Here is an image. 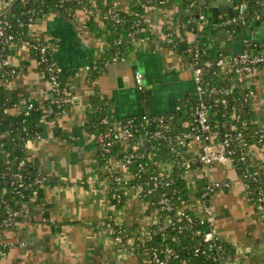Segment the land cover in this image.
<instances>
[{
  "label": "crops",
  "instance_id": "1",
  "mask_svg": "<svg viewBox=\"0 0 264 264\" xmlns=\"http://www.w3.org/2000/svg\"><path fill=\"white\" fill-rule=\"evenodd\" d=\"M224 4L230 3L213 0L211 7ZM242 6L246 7L245 4L234 7L237 20L244 18ZM122 8L127 10L125 3ZM104 15L98 13L97 25L106 30L102 24ZM190 16L183 0H175L163 9L148 8L151 43L135 45L128 58L111 64L96 81H91L90 73L104 44L88 30L89 15L78 11L69 19L54 13L37 20L29 35L32 40L47 44L55 67L67 71L66 88L72 103L60 118L40 122V138L27 142L28 160L48 180L40 197L33 196L27 203L25 216L16 227L1 234L0 241L8 250L1 264H140L143 256L139 237L149 227L151 212L139 202L136 190L130 188L115 223L134 238L135 247L117 243L109 233L111 184L105 166L99 165L100 149L88 132L87 113L91 97L97 93L110 99L118 123L133 117L170 114L178 102L189 99L195 92V82L186 50L195 44L196 34L192 30L182 32L180 23ZM224 16L229 18L227 12L219 15ZM259 19V24L244 35L248 41L253 40L254 46H264V0ZM169 30L177 32L175 44L169 39ZM214 33L215 29L208 26L204 37L208 49L228 47L220 39L222 33L216 38ZM10 50L3 56L0 45V65L6 61L8 69L15 73L6 83L0 80V88L15 97L18 102L15 107L26 111L30 104L53 99L52 87L29 47L22 45ZM136 71L143 75L144 91L137 87ZM241 86L244 90L254 89L252 110L258 128L264 127V66L258 67ZM12 113L17 110L13 108ZM184 151L197 157L198 148L193 143ZM245 152L248 163L264 184V147L255 144ZM239 178L237 166L229 161H216L206 168L197 162L192 173V180L197 183L201 180L231 183L229 189L211 198L212 230L230 248L223 255L225 263L264 264V215Z\"/></svg>",
  "mask_w": 264,
  "mask_h": 264
},
{
  "label": "trees",
  "instance_id": "2",
  "mask_svg": "<svg viewBox=\"0 0 264 264\" xmlns=\"http://www.w3.org/2000/svg\"><path fill=\"white\" fill-rule=\"evenodd\" d=\"M116 1L125 3L127 10H120L117 12L116 17L112 16L113 5ZM213 0H183L185 8L191 12V16L181 22V30H192L196 34V47L200 50V56L196 60L199 64L203 65L207 62H216L219 55H232L230 44L238 41L241 36H244L250 29L257 26L260 22L259 15L263 0H228V2L235 8L241 5H246V11L249 15L247 19H229L226 16L218 17L217 23L215 18L210 12L211 3ZM175 0H30L29 2H21L17 0L12 4L8 19L11 22L13 29L11 33L14 36V44L17 47H21L25 43L31 45L30 51L33 58L36 61H41V54L39 47L47 45L43 42L33 41L29 35L30 24H36L37 20L43 18L49 14H62L67 18H73L78 11L87 10L90 12L89 19L87 21V28L93 32L97 37L103 41V50L101 52L100 59L96 62L94 67V73L91 71V81H96L100 74L107 71L108 67L114 63V59L117 57L118 61H123L129 56V51H132L136 41H145L146 43L152 41V31L149 24L145 22L147 18V10L152 6L158 7V9L166 8L172 5ZM193 4V6H192ZM103 12L105 15L102 19V24L106 26L104 30L101 26L97 25V15ZM71 16V17H70ZM117 19L120 22H117ZM228 20L229 23L227 22ZM127 24V27H126ZM208 26L215 29L213 35L214 38L218 37L220 33L226 31L229 35L228 47L217 46L215 50H209L207 45V38L205 35L208 33ZM102 28V29H101ZM169 39L172 44L176 43L178 37L177 32L169 30ZM128 39L131 40L128 43ZM207 45V46H206ZM191 47L187 48V60L192 61L193 50L190 51ZM11 50L5 48L2 55L6 56ZM248 51L253 54L264 53V46L257 45L248 46ZM194 57V56H193ZM47 61L40 64V70L47 81H51L52 76H56L61 87V97L54 95L53 99L42 103L34 104L32 111H19L17 113H7L6 110L15 108L18 104L15 97L8 93L5 88H0V174L7 173L8 176L3 178L0 175V192L6 189L5 197L9 200L10 205L14 208H21L24 203H28L36 192L40 197L42 187L35 186L33 188L24 190L21 195L13 193L11 187L10 175L16 173H22L27 177V180H33L39 171L35 164L31 160H28L25 143L28 140L36 139L37 135L40 134V122L55 120L56 112H66L71 103H63L58 105L59 99L71 98L67 91L66 83L68 80L67 71L56 69L53 63L52 52H47ZM2 59V58H1ZM2 61V60H1ZM5 76L7 79L11 77V71L8 67H4ZM206 84L209 87L218 88H231L236 86V76L234 74L226 73L221 68H211L207 70L205 75ZM241 85V84H240ZM234 88L231 89L229 97H226L228 102V108H224L222 105H214V98L208 99L209 105L212 106L213 111L225 115L226 117L231 115V112L236 110L245 122V127L240 128L244 134V145L236 137L233 145L236 154H245L246 147L257 144L258 125L252 110V99L246 100L245 95L239 90ZM196 104V95L193 94L186 101H180L177 103L176 108L172 113L167 114L174 117L173 120V132L172 134L184 133L188 131V127L185 125L192 121V107ZM53 110V114L46 115L45 110ZM225 113V114H224ZM152 118V117H151ZM150 120V119H149ZM107 121V123H104ZM154 120L146 121L143 119H136L135 135L132 139L131 145L128 149H124L118 142L117 134L113 133L111 141L113 145L110 153L104 152V145L98 143L99 146V165L105 166L109 159L112 157L117 159H124L130 153L134 152L135 148L139 150L149 146L150 131H154L156 123ZM128 120L122 122V126L128 125ZM146 124V128H141L142 123ZM223 123L229 124L228 121ZM240 125L239 123H237ZM115 119L113 115L112 103L109 98L100 95L99 93L91 97L90 109L87 113L86 126L90 135L95 138L98 142V136L102 133L110 131L114 128ZM227 128H219L221 135H224ZM154 153V152H153ZM172 153L169 149V145L163 144L160 146V150L149 159V156L144 159L136 158L131 165V173L135 175L132 184H142L145 187L144 198L150 202L149 212L158 208V200L162 192L166 191L169 195L171 203L174 209L172 211H162V219L167 216L176 218L177 211L179 209L188 210V205L191 202L190 194L191 189L181 179V171L176 168L174 173L169 177L172 179L171 186L168 189H161L154 193H148L150 178L153 175L158 174V169L155 166L156 162L154 158L170 159ZM239 155L235 156V160H238ZM25 163L22 165V163ZM144 166L147 173L143 174L141 178H137L140 173L139 166ZM238 168L239 180L244 179L245 173L248 171L252 175L259 177L256 169L250 166L249 163L236 162ZM47 178V177H46ZM48 180V178H47ZM248 192L251 198L256 201L259 199L260 192L264 193V185L261 180L249 181ZM207 180H201L197 183V193L195 196L200 198L203 194L204 188L207 186ZM112 186L115 185L113 184ZM206 201H210L211 198H204ZM127 197L119 208L125 206ZM25 216V212H22L21 217ZM208 230L207 225H201L198 222L193 225L187 226L181 233L179 231L167 230L164 237L154 236L152 241L142 246L140 251H144L152 247H161V251L170 249L173 255L166 256L164 253L161 254L162 258L166 259L164 264H219V261H215L213 257H206L203 254H196L195 250L200 247L203 241L204 233ZM222 246V250L218 254L229 252L230 248L223 242L219 243ZM217 254V253H216Z\"/></svg>",
  "mask_w": 264,
  "mask_h": 264
},
{
  "label": "built area",
  "instance_id": "3",
  "mask_svg": "<svg viewBox=\"0 0 264 264\" xmlns=\"http://www.w3.org/2000/svg\"><path fill=\"white\" fill-rule=\"evenodd\" d=\"M19 1L25 3L29 2L30 0ZM12 4L13 2H11L10 0H0V45L2 47V51H5V48L10 50L16 47V45L14 44V36L11 33L13 26L8 19ZM113 7L114 9L112 16L116 17L117 12L123 9L122 2L116 1ZM81 11L90 16V12H88L87 10ZM117 22H120V20L117 19ZM145 22L147 24L150 23L148 18L145 19ZM33 26L34 24H30V30L33 28ZM150 43H146L145 41H136L135 45L141 47L149 45ZM244 43L246 45V49L242 55L235 56L233 54H222L218 56L219 59L216 62H207L203 65L199 64V62L196 61L200 56V50L196 47V43L191 45L190 51L195 46V49L193 50V52H195L193 54L194 57L191 55L192 61H190L189 63L193 70V78L195 82L194 94L196 95V104L192 107V121L188 122L185 125L186 127H188V131L173 135L172 132L174 129V117L171 115H162L152 118L141 117V119L146 121H150L153 119V122L156 123V129L148 133L149 146L141 151L138 147H136L134 152L130 153L124 159H117L112 157L108 160L107 164L105 165V170L108 175V180L111 184L110 211L112 213V222L108 225V230L117 243L124 245L126 243V245L135 247L134 238L127 235L126 232L115 223L116 216L124 208V206L119 208L118 205H121L124 201V198L128 197L127 191L130 188L135 189L136 196L139 202L143 204L147 210H149L150 208V202L144 199L147 196L145 194L144 185L132 184L133 179H135V175L131 173V165L136 158L144 159L146 156H149V159H152V157L160 150V146L163 144H167L169 145L172 157L170 159H153L156 162L155 166L158 169V174L151 176L150 183L148 184V193H154L163 188L168 189L172 183V179H169V177L174 173V170L178 168L181 171V179L187 184V186H189L192 191L190 194L191 202L188 205L187 211L184 209H179L177 211L176 218L167 216L162 219V211H172L174 209L167 192H162L160 199L157 202L158 208L154 209L150 213L151 215L149 216V218L151 219L149 227L144 230V232L139 237L140 242L142 246H144L148 242L152 241L154 236L164 237L167 230H177L181 233L187 226L193 225L194 223L198 222L201 225H207L208 230H206V232L204 233L203 241L200 244V247L195 250V253H201L203 255H206V257H213L215 261L220 262L219 264H226L223 259L224 253L218 254L223 248L222 246H220V241L215 236V233L212 230L214 207L211 204V200L206 201V199L204 198H212V196L216 193L229 189L231 183L218 180H207L208 184L204 188L201 197L198 198L195 196V193H197V181L192 180V173L197 162H199L204 168L211 166L216 161H229L234 165H236V162L246 164L248 163L246 152L245 154L242 152L241 154H236L233 145L234 139L236 137L242 144L246 145L244 134L240 130V128L245 127V122L242 121L241 116L237 114L236 110L233 109L231 115L226 117L223 114L213 111L212 106L208 103V99L216 97L214 99V105H222L227 109L228 102L226 97H229L231 89L236 88V86L233 85L231 86V88L209 87L206 84L205 80L207 70L213 67L221 68L226 73L234 74L236 76V85L238 84V88H240L241 92L245 95L246 100L250 97L254 98V89L247 88L244 90L242 89L241 85L244 83L246 78L254 74L258 67L264 66V53L253 55L248 51V46H251L250 44H248V40L244 39ZM24 45L29 47V49L31 48V45L29 43H25ZM50 50L51 49L48 45H42L41 47H39L41 61H36L39 67L41 63L47 61L46 54L47 52H50ZM117 62L119 61L116 57L114 59V63ZM6 66V61H3L0 65V80L4 83H6L10 79L6 78L5 72L3 70ZM53 67H55V65ZM13 74L15 73L11 72V75ZM135 78L138 89L140 91H144L142 73L140 71H136ZM48 82L52 87L53 97L54 95H58L59 97H61V87L59 85L57 77L52 76L51 81ZM238 88L236 89L238 90ZM63 103H72V98H67L64 100L59 99L57 101L58 105H62ZM33 108L34 104H30L26 108V111L30 112L33 110ZM15 110H17V112L20 111L18 106L15 107ZM6 112L12 113V109L6 110ZM45 113L46 115H51L53 114V110L47 109L45 110ZM64 114L65 112H56L55 119L60 118ZM136 119L140 118L133 117L128 119V125L126 127L122 126V122L118 123L115 120V125L112 130L102 133L98 136V143L104 145L105 153L111 152V147L113 145L111 138L114 131L117 134L120 146L124 149H128L130 147L135 132H137L135 131ZM224 120L228 121L229 124L223 123ZM104 123H107V121H104ZM237 123H239L240 125H238ZM221 127L227 128V131L224 135H221V133L219 132V128ZM141 128H146V124L144 122L141 124ZM256 133L258 134L257 145H261L264 147V127L259 128ZM36 138H40V134L37 135ZM26 143L25 148L28 145V143ZM189 143L197 145V157H195V155H188L187 153H185L184 149ZM250 147L251 146L246 147V150H248V148ZM237 155H239V158L238 160H235V156ZM24 164L25 163L23 162L22 165ZM139 168L140 173L138 174L137 178H141L143 174L147 173L144 166L141 165L139 166ZM0 175H2L3 178L8 176L7 173H2ZM10 177L11 187L13 193H15L16 195H21L24 190L33 188L35 186L44 187L47 182L46 176L42 175L41 173H39L33 180H27V177L22 173H16L10 175ZM259 180V177L257 178L255 175H252L247 171L244 175V179L239 180V182L246 190H248L249 181L258 182ZM113 184L115 185V188L114 186H112ZM6 191L7 190L4 189L2 192H0V236L4 231H9L16 227L18 221L20 220L21 214L22 212H25V207L27 205V203H24L20 209L12 207L9 200L5 197ZM33 196H37V193L35 192ZM256 202L258 203L261 212L264 215L263 192H260L259 199H257ZM160 249L161 247H152L142 251L143 260L140 262V264H164L166 259L164 257L162 258L161 254L164 253L166 256H170L171 254L173 255V252L170 249L163 251H161ZM7 253V246L2 244L0 241V264L6 257Z\"/></svg>",
  "mask_w": 264,
  "mask_h": 264
},
{
  "label": "water",
  "instance_id": "4",
  "mask_svg": "<svg viewBox=\"0 0 264 264\" xmlns=\"http://www.w3.org/2000/svg\"><path fill=\"white\" fill-rule=\"evenodd\" d=\"M241 11L244 14V19L249 18V15L245 13V11H246V7L245 6H242ZM210 12L216 18L215 19V23H217V18L219 17L221 12H227L228 17L232 18V19H235L237 17V13H236V11L234 9V6H232L230 4H224V5H220V6H216V7H211L210 8ZM126 27H127V24H126ZM220 39L222 41H225V42L228 43L229 39H228V35H227L226 31H224L221 34ZM244 39H245L244 36H241L238 41L232 42L230 44V48H231V51H232L233 55L240 56V55H242L244 53V51L246 49V45L244 43ZM130 42H131V40L128 39V43H130ZM248 44H250L252 46L253 45V40L248 41Z\"/></svg>",
  "mask_w": 264,
  "mask_h": 264
}]
</instances>
